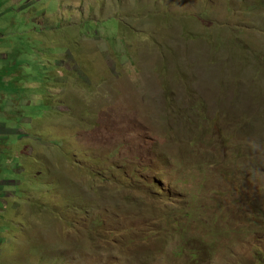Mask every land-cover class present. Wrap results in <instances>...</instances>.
<instances>
[{
  "label": "rangeland",
  "instance_id": "1",
  "mask_svg": "<svg viewBox=\"0 0 264 264\" xmlns=\"http://www.w3.org/2000/svg\"><path fill=\"white\" fill-rule=\"evenodd\" d=\"M262 160L264 0H0V264H264Z\"/></svg>",
  "mask_w": 264,
  "mask_h": 264
},
{
  "label": "trees",
  "instance_id": "2",
  "mask_svg": "<svg viewBox=\"0 0 264 264\" xmlns=\"http://www.w3.org/2000/svg\"><path fill=\"white\" fill-rule=\"evenodd\" d=\"M251 165H252V163H251ZM261 166H264V162H263V160L261 161V163L259 164V165H257V166H254V165H252V168L253 169H258V168H260ZM202 168V167H201ZM200 168V169H201ZM202 210H204L203 208H202ZM262 221H264V218H262Z\"/></svg>",
  "mask_w": 264,
  "mask_h": 264
},
{
  "label": "clouds",
  "instance_id": "3",
  "mask_svg": "<svg viewBox=\"0 0 264 264\" xmlns=\"http://www.w3.org/2000/svg\"><path fill=\"white\" fill-rule=\"evenodd\" d=\"M237 150H241V149L238 148ZM226 164H227V163H226ZM263 208H264V207H263ZM255 215H259V217L264 218V211L261 212V213H255ZM258 221H260V220H258ZM258 221L255 222V224H254L255 226L257 225V222H258Z\"/></svg>",
  "mask_w": 264,
  "mask_h": 264
}]
</instances>
